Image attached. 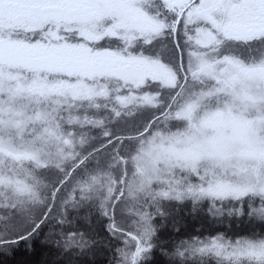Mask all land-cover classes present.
Segmentation results:
<instances>
[{
  "label": "snow or ice",
  "instance_id": "snow-or-ice-1",
  "mask_svg": "<svg viewBox=\"0 0 264 264\" xmlns=\"http://www.w3.org/2000/svg\"><path fill=\"white\" fill-rule=\"evenodd\" d=\"M0 264H264V0H0Z\"/></svg>",
  "mask_w": 264,
  "mask_h": 264
}]
</instances>
